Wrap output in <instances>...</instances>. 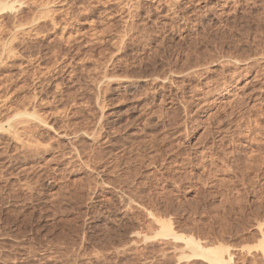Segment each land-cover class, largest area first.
<instances>
[{
  "label": "rangeland",
  "instance_id": "obj_1",
  "mask_svg": "<svg viewBox=\"0 0 264 264\" xmlns=\"http://www.w3.org/2000/svg\"><path fill=\"white\" fill-rule=\"evenodd\" d=\"M20 1L0 16L32 32L0 59V264H207L162 221L264 264V0Z\"/></svg>",
  "mask_w": 264,
  "mask_h": 264
},
{
  "label": "bare ground",
  "instance_id": "obj_2",
  "mask_svg": "<svg viewBox=\"0 0 264 264\" xmlns=\"http://www.w3.org/2000/svg\"><path fill=\"white\" fill-rule=\"evenodd\" d=\"M13 1V2H12ZM50 3V2H49ZM48 3V4H49ZM46 5V4H45ZM45 5H44V11H47V10H45L47 7H45ZM18 6V7H17ZM23 6V3L19 0H17V1H15V0H6V1H3V0H0V16H3L5 13H7V12H13V11H15L16 10V8H19V7H22ZM25 7V6H24ZM41 8V7H40ZM42 9H43V6H42ZM42 9H39V10H42ZM48 11H49V9H48ZM50 12V11H49ZM48 12V13H49ZM41 13L42 14H44L43 12H40V15H41ZM37 16V15H36ZM42 17V16H41ZM36 18H37V20H36ZM36 18H34L36 21H39L38 19H40V16H37ZM34 19H32L33 21H32V23H35L36 21H34ZM36 23H38V22H36ZM36 23H35V25H36ZM39 23H40V21H39ZM37 24V26L38 25H40V24ZM35 25H33L34 27H35ZM4 26H0V41H2V43H0V44H2V45H0L1 47H2V53H1V56L2 57H0V59H2V58H5V59H7V58H9V57H11L10 59L12 60V57H13V59H16V58H14V56L16 55L15 53H19V50H17V45H19L20 43H22L23 41L22 40H19V36L17 37V35H23V33H24V35L25 34H27V31L26 30H28V34H30V33H32V32H30L29 30H31V29H24V28H20L19 26H16V28H14L16 31H14V33H12V34H8V35H10V37L8 38V39H5L6 37H5V33H4V28H3ZM30 27H32V25H30ZM34 27H32V28H34ZM39 27H41V26H38V29H40ZM65 27V26H64ZM36 28V27H35ZM6 29V28H5ZM64 29H66V28H64ZM37 30V28L34 30V31H36ZM7 31V30H6ZM12 32V31H11ZM26 32V33H25ZM38 32L39 31H37V35H38ZM7 33H10V32H8L7 31ZM20 33V34H19ZM34 33V32H33ZM42 34V33H41ZM8 35H7V37H8ZM5 37V38H4ZM19 40V41H18ZM17 41V42H16ZM20 41H22V42H20ZM17 43L16 44V46H13V44L14 43ZM18 42H19V44H18ZM15 45V44H14ZM15 47H17L16 48V50H17V52H14L15 50ZM54 53V52H53ZM17 55H19V54H17ZM16 55V56H17ZM21 55V54H20ZM33 55V54H32ZM255 55V54H254ZM260 55H261V52H260ZM15 56V57H16ZM256 56V55H255ZM262 56H263V54H262ZM38 57V56H37ZM242 56H240V58H241ZM17 58H18V56H17ZM22 58V57H21ZM25 58V57H24ZM20 59V58H19ZM29 59V58H28ZM27 59V60H28ZM34 59V58H33ZM234 59V58H233ZM242 59V58H241ZM252 59V58H251ZM254 59H256V58H254ZM253 59V60H254ZM261 59V58H260ZM8 60V59H7ZM18 60V59H17ZM34 60H36V59H34ZM33 60V61H34ZM2 61V60H1ZM4 61H6V60H4L3 59V63H4ZM229 61V60H228ZM238 61V60H237ZM244 61V60H243ZM262 61V60H261ZM261 61H259V62H261ZM32 62V61H31ZM30 62V63H31ZM236 62V61H235ZM241 63H242V60L240 61ZM25 64V63H24ZM23 64V65H24ZM232 64H233V62H232ZM253 64H255V63H253ZM38 65V64H37ZM19 66H21V65H19ZM35 66V65H34ZM24 67V66H23ZM31 67V66H30ZM38 67H41L40 65L38 66ZM250 67V66H249ZM22 68V67H21ZM47 68V67H46ZM252 68H253V66H252ZM33 69H35V68H33ZM48 69V68H47ZM254 69V68H253ZM22 70H23V68H22ZM36 70V69H35ZM42 70V69H41ZM243 70V69H242ZM25 71V70H24ZM34 71V70H33ZM239 71V70H238ZM241 71V70H240ZM257 71V70H256ZM22 72V71H21ZM43 72V71H42ZM263 72V71H262ZM261 72V73H262ZM25 73H27V70H26V72ZM37 73H38V71H37ZM47 73H49V72H47ZM264 73V72H263ZM44 74V73H43ZM43 74H41V75H43ZM259 74V73H258ZM23 75V74H22ZM44 76V75H43ZM46 76V75H45ZM262 76V75H261ZM38 77V76H37ZM38 79H40V75H39V78ZM131 81V80H130ZM197 91V90H196ZM37 95V94H36ZM33 101V100H32ZM39 102V101H38ZM41 103V102H40ZM40 103H38V104H40ZM38 104H35V106L34 107H36ZM33 107V106H32ZM32 109V108H31ZM36 109V108H35ZM35 109H34V111H35ZM37 111V110H36ZM38 112V111H37ZM259 112H261V111H259ZM23 114V113H22ZM25 114H26V116H30V117H32L33 118V122L34 123H36L35 121H40V122H38V123H41V121L44 119L42 116L40 117L39 115H38V113H36V112H33V113H28V111L27 112H25ZM24 115V114H23ZM21 116V115H20ZM105 116V115H104ZM103 116V117H104ZM24 118V117H23ZM43 118V119H42ZM45 120V119H44ZM14 121V120H13ZM12 121V122H13ZM31 120L29 119L28 121L26 120L25 121V119H24V121H23V123H22V121H21V123H22V130L23 129H30L31 127H34V126H32V125H30V122ZM46 121V120H45ZM44 121V122H45ZM244 121V120H243ZM260 121V120H259ZM24 122H27V124H25ZM29 122V123H28ZM252 122V121H251ZM254 122H256V124H254V125H256L255 127H257V132H258V129H259V127H260V129L261 130H263L264 129V126H263V128H262V126H260L259 125V127H258V121H255L254 120ZM18 123H20V121H18ZM17 122H16V126H17V124H18ZM33 123V124H34ZM37 123V124H38ZM249 123V122H248ZM247 123V124H248ZM42 124V123H41ZM102 124V123H101ZM246 124V125H247ZM252 124V123H251ZM19 125V124H18ZM21 125V124H20ZM36 125V124H35ZM39 125V124H38ZM105 125V124H104ZM249 125H250V123H249ZM15 128H17L16 126H15V123H14V125H13ZM102 126V125H101ZM3 127V126H2ZM10 127V126H9ZM37 127V126H36ZM103 127V126H102ZM248 127V126H247ZM250 127V126H249ZM248 127V128H249ZM11 128H13L12 126H11ZM38 128V127H37ZM240 128V127H239ZM245 128H246V126H245ZM18 129V128H17ZM28 129V130H29ZM36 129V128H35ZM103 129V128H102ZM255 128H253V130H254ZM259 129V130H260ZM7 130V129H6ZM20 130H21V128H20ZM32 130H33V128H32ZM249 130V132H250V129H248ZM260 130V131H261ZM8 131V130H7ZM13 131V130H12ZM34 131V130H33ZM259 131V132H260ZM19 133H16L14 136L18 139L19 138V136L20 135H22L21 133L22 132H20V131H18ZM103 132V131H102ZM255 132V131H254ZM1 133V132H0ZM9 133H10V130H9ZM12 133V132H11ZM252 133V132H251ZM261 133H262V135H261ZM20 134V135H19ZM33 134V133H32ZM253 134V133H252ZM259 134V133H258ZM36 135V134H35ZM241 135V134H240ZM260 136H262L263 138H264V132H260V134H259ZM13 136V137H14ZM109 136H110V133H109ZM243 136V135H242ZM249 136V135H248ZM253 136V135H252ZM256 136V135H255ZM258 136V135H257ZM259 136V137H260ZM247 137V136H246ZM262 137H260V138H262ZM21 138V137H20ZM243 138V137H242ZM250 138H252V137H250ZM254 138H256V137H254ZM26 139H27V137H26ZM108 139V138H107ZM258 137L256 138V143L258 142V140H259V142H260V139H258ZM15 140V139H14ZM28 140V139H27ZM235 140V139H234ZM261 140H264V139H261ZM15 141H17V140H15ZM29 141V140H28ZM111 141V140H110ZM252 141V140H251ZM20 142V141H19ZM109 142V141H108ZM253 142V141H252ZM255 142V141H254ZM253 142V143H254ZM237 144V143H236ZM254 145V144H253ZM257 145V144H256ZM262 145H264V142H260V144L258 145V147L259 146H262ZM26 146V145H25ZM222 146V145H221ZM233 146V145H232ZM238 146V145H237ZM224 147V146H223ZM217 148V147H216ZM254 148V147H253ZM261 148V147H260ZM255 149V148H254ZM257 150H258V148H256ZM262 149V148H261ZM208 150H209V148H208ZM214 150V149H213ZM217 150V149H216ZM251 150V149H250ZM260 150V149H259ZM263 150V149H262ZM264 151V150H263ZM231 152H232V150H231ZM252 152H256V151H253L252 150ZM259 152H261V150L259 151ZM258 151H257V153H258V156H260L261 154L259 153ZM233 153H235V152H233ZM253 153V154H254ZM262 153V152H261ZM232 154V153H231ZM252 153H250L249 154V156H250V158H253L251 155H253ZM260 154V155H259ZM263 154H264V152H263ZM262 154V155H263ZM234 155V154H233ZM255 155V154H254ZM253 155V156H254ZM117 156V155H116ZM248 156V157H249ZM257 156V155H256ZM256 156H254V158H257ZM260 157H262V156H260ZM250 158H248V160L250 159ZM254 158L253 159H251V160H254ZM251 160H249V162L251 161ZM262 160H264L263 158H262ZM261 161V160H260ZM249 162H247V163H249ZM253 162V161H252ZM255 162V161H254ZM252 163V165L250 166V164H251V162L249 163V170H253V169H251V167L253 166V164H254V166H255V163ZM257 163L259 162V161H256ZM257 163H256V165H257ZM259 164V163H258ZM261 165H262V162L260 163ZM259 165L261 168H262V166L264 165ZM253 166V167H254ZM252 167V168H253ZM255 167H257V166H255ZM254 167V170L256 169ZM247 168V167H246ZM259 168V167H258ZM258 170V169H257ZM256 171V170H255ZM258 171H260V168H259V170ZM250 172V171H249ZM257 172V171H256ZM255 173V172H254ZM251 174V173H250ZM256 174V173H255ZM258 174V173H257ZM256 174V175H257ZM255 175V176H256ZM260 175H263L264 176V174L262 173V174H260ZM246 178V180H247V177H245ZM244 179V178H243ZM255 179H258V178H256L255 177ZM253 181H255L254 179H253ZM252 183V182H251ZM254 183V182H253ZM255 185V184H254ZM246 186V185H245ZM251 187V186H250ZM259 187V186H258ZM139 188V187H138ZM143 188V187H142ZM253 188V187H252ZM255 189V188H254ZM142 191H144L143 189H142ZM133 193V192H132ZM140 193H142V192H140ZM131 194V193H130ZM141 198H142V196H140ZM136 198H138V197H136ZM130 201V200H129ZM134 201V200H133ZM136 201V200H135ZM138 202V201H137ZM147 202V201H146ZM128 203V202H127ZM135 204H136V202H134ZM144 203V202H143ZM148 203V202H147ZM154 203V202H153ZM137 204H139L138 206H140V203H137ZM143 205V204H142ZM141 205V206H142ZM155 205V204H154ZM128 206V205H127ZM140 206V207H141ZM149 207V206H148ZM150 207H151V205H150ZM134 208V207H133ZM142 208V207H141ZM144 208H146V207H144ZM156 208V207H155ZM154 208V209H155ZM153 209V208H152ZM137 210V209H136ZM140 210V209H139ZM146 210H147V208H146ZM152 211V210H151ZM138 212V211H137ZM149 212H150V210H149ZM131 213H133V212H131ZM140 214V213H139ZM150 214V213H149ZM156 214H157V212H156ZM150 215H152V216H155V215H153L152 213L150 214ZM128 217V216H127ZM154 218V217H153ZM157 220H159V221H161L160 219H159V216L156 218ZM154 220H155V218H154ZM157 220H155V221H157ZM161 224H162V229H163V232H162V236H164V238L165 237H170V236H173L174 237V239H178V240H182L185 244H186V246L188 247V248H190L191 249V251H190V254H187V255H183V257H181L180 258V260L182 259H197V260H199V261H204V262H206L207 264H234V254H233V252H231L230 251V249L229 248H227V247H225V246H223V245H214V244H212V245H210V244H208V245H204V244H202L200 241H197L195 238H193V237H190V236H185V235H183V234H174V233H172V229H171V226L169 225V224H167L166 222H164V221H162V222H160ZM263 256H264V241H263V254H262Z\"/></svg>",
  "mask_w": 264,
  "mask_h": 264
}]
</instances>
